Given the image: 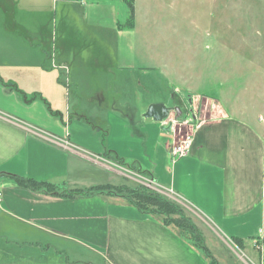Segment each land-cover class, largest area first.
Returning a JSON list of instances; mask_svg holds the SVG:
<instances>
[{
    "label": "crops",
    "instance_id": "crops-1",
    "mask_svg": "<svg viewBox=\"0 0 264 264\" xmlns=\"http://www.w3.org/2000/svg\"><path fill=\"white\" fill-rule=\"evenodd\" d=\"M83 1L61 0L58 10V0H0V264H22L33 250L59 253L58 246L80 247L99 261L88 264H209L159 216L106 191L75 193L112 184L111 176L91 179L88 166L125 180L120 170L145 176L143 185L199 215L223 244L238 248V239L245 249L264 239V140L256 126L224 115L197 121L190 107L195 112L194 100L206 97H189L186 109L176 88L164 103L146 100L133 74L117 80L125 67L110 61L97 24L106 12L97 7L120 0L88 1L80 14ZM133 30L114 31L126 39ZM35 46L40 54L32 58L26 49ZM167 118L194 123L189 152L174 161L169 148L181 135L162 126ZM9 175L51 184L64 196L31 191Z\"/></svg>",
    "mask_w": 264,
    "mask_h": 264
},
{
    "label": "rangeland",
    "instance_id": "rangeland-1",
    "mask_svg": "<svg viewBox=\"0 0 264 264\" xmlns=\"http://www.w3.org/2000/svg\"><path fill=\"white\" fill-rule=\"evenodd\" d=\"M88 1L91 0L78 2V13L85 12ZM118 3L121 5L113 3L110 9L97 7L106 12L97 24L102 23L105 28V46L111 45L110 61L113 66L119 63L120 67L127 68L117 73V80L119 76L133 74L138 85L141 81L138 92L146 100L148 97L164 99V103L176 88L186 100V109L189 97H206L208 100L197 97L194 100L196 111L190 107V113L201 116L202 121L224 115L254 124L264 140V0H134V30L126 35V39L125 36L116 37L114 31L118 25L125 28L129 18L126 4L121 0ZM3 19L0 16V23ZM111 23L112 31L109 32ZM125 43H128L126 49ZM16 49L24 52L20 46ZM47 51L49 60L52 55L56 60L55 51L52 48ZM27 52L34 55L32 58L40 54L37 46L32 51L26 49ZM131 67L134 71H130ZM99 71L97 68L93 73ZM110 84L116 86V79ZM109 103L106 100V105ZM120 171L130 179L125 180L126 177L98 166L87 169L91 179L96 181L111 176L110 187L134 188L150 181L145 176L140 179L133 175L135 171ZM178 204L184 207L197 232L204 237L205 246L217 264H248L249 261L258 264L260 256L251 242L245 244V249L223 244L199 215L182 203ZM262 228L264 230V223ZM57 249L59 253L50 250L48 254L33 250L22 264L99 262L80 247L73 248L76 254L72 250L63 252L60 246Z\"/></svg>",
    "mask_w": 264,
    "mask_h": 264
},
{
    "label": "trees",
    "instance_id": "trees-1",
    "mask_svg": "<svg viewBox=\"0 0 264 264\" xmlns=\"http://www.w3.org/2000/svg\"><path fill=\"white\" fill-rule=\"evenodd\" d=\"M129 10V18L126 26L133 28L134 26V0H123ZM16 183L27 187L31 191H42L45 194H57L53 185L45 182H37L32 179L19 178L9 175ZM106 191L111 195L123 197L129 204L136 207L140 212L159 216L163 225L173 226L180 233L189 236L192 239L193 246L204 252L209 258V264H217L216 260L209 253V249L205 246L204 240L197 232V229L191 219L186 215L184 207L177 202L167 198L166 196L151 190L145 186L138 185L134 188L128 186L124 187H110V186H96L86 191L75 190L79 194H93ZM235 245L243 249L241 240L234 239ZM215 260V261H214Z\"/></svg>",
    "mask_w": 264,
    "mask_h": 264
},
{
    "label": "built area",
    "instance_id": "built-area-1",
    "mask_svg": "<svg viewBox=\"0 0 264 264\" xmlns=\"http://www.w3.org/2000/svg\"><path fill=\"white\" fill-rule=\"evenodd\" d=\"M198 116V115H197ZM171 118H167L166 120L162 121V126H166L171 129L173 132H178L181 138L174 142L172 146L169 148V154L171 156L172 161L185 157L190 150L191 146V137H192V127L193 124L187 123H180L175 120L170 121ZM197 121H201V118L198 116L196 118ZM180 125V126H179ZM253 249L258 252L260 256V260L258 264H264V260L262 259V254L264 253V239L260 238L259 240L253 243ZM254 264L253 262H250Z\"/></svg>",
    "mask_w": 264,
    "mask_h": 264
},
{
    "label": "water",
    "instance_id": "water-1",
    "mask_svg": "<svg viewBox=\"0 0 264 264\" xmlns=\"http://www.w3.org/2000/svg\"><path fill=\"white\" fill-rule=\"evenodd\" d=\"M166 111L167 110L164 109V111H162V113H160L158 116L155 117V120H160V119L164 118L167 114Z\"/></svg>",
    "mask_w": 264,
    "mask_h": 264
}]
</instances>
